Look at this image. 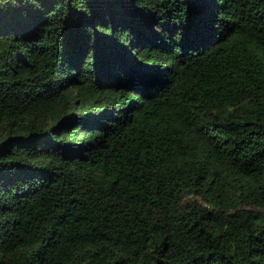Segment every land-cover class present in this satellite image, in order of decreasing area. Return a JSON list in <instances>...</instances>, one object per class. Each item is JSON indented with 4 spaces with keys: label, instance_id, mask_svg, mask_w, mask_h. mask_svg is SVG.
I'll list each match as a JSON object with an SVG mask.
<instances>
[{
    "label": "trees",
    "instance_id": "obj_1",
    "mask_svg": "<svg viewBox=\"0 0 264 264\" xmlns=\"http://www.w3.org/2000/svg\"><path fill=\"white\" fill-rule=\"evenodd\" d=\"M0 264H264V0H0Z\"/></svg>",
    "mask_w": 264,
    "mask_h": 264
}]
</instances>
